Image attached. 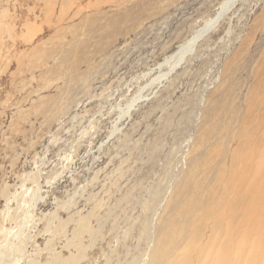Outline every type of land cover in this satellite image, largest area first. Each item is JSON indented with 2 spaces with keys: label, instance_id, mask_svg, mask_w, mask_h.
I'll return each mask as SVG.
<instances>
[{
  "label": "rangeland",
  "instance_id": "374dc122",
  "mask_svg": "<svg viewBox=\"0 0 264 264\" xmlns=\"http://www.w3.org/2000/svg\"><path fill=\"white\" fill-rule=\"evenodd\" d=\"M222 1L0 0V264H124L148 251L145 201L189 154L223 147L213 177L228 181L264 0H239L166 63ZM222 97L240 111H210Z\"/></svg>",
  "mask_w": 264,
  "mask_h": 264
},
{
  "label": "bare ground",
  "instance_id": "6f19581e",
  "mask_svg": "<svg viewBox=\"0 0 264 264\" xmlns=\"http://www.w3.org/2000/svg\"><path fill=\"white\" fill-rule=\"evenodd\" d=\"M238 1L223 0L216 14L181 43L166 63L174 69L184 63L199 40L216 29ZM109 42L100 44L101 49ZM261 64L247 99L242 140L228 181L213 177L215 169L224 168L216 163L223 157V147L195 160L189 154L175 179L156 184L150 206L145 201L152 211V221L144 223L147 228L141 237L148 251L125 258L124 264H264V59ZM240 107L222 97L210 111H240ZM233 238L238 249L229 245Z\"/></svg>",
  "mask_w": 264,
  "mask_h": 264
}]
</instances>
